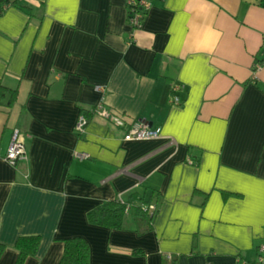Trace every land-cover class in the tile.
I'll list each match as a JSON object with an SVG mask.
<instances>
[{
  "label": "crops",
  "instance_id": "0c3cea01",
  "mask_svg": "<svg viewBox=\"0 0 264 264\" xmlns=\"http://www.w3.org/2000/svg\"><path fill=\"white\" fill-rule=\"evenodd\" d=\"M127 2L0 0V264L17 263L24 236L41 237L24 264H59L71 237L87 241L91 264L257 259L264 0H153L136 31ZM99 106L161 135L126 141ZM15 129L27 159L12 166ZM113 200L155 206L151 224L132 206L124 229L89 221Z\"/></svg>",
  "mask_w": 264,
  "mask_h": 264
},
{
  "label": "built area",
  "instance_id": "2783aa9c",
  "mask_svg": "<svg viewBox=\"0 0 264 264\" xmlns=\"http://www.w3.org/2000/svg\"><path fill=\"white\" fill-rule=\"evenodd\" d=\"M153 5V0H128V21L133 31L141 28L145 15L150 11ZM264 53V51H263ZM262 68L261 63L255 64V70ZM100 88H98L99 90ZM183 89L181 84H174L172 87L171 103L180 104L181 100L179 92ZM98 115L110 120L116 127L125 129L124 139L126 141H141L159 138L161 135L160 127H151L147 123L138 121H129L127 117L120 113L103 108L97 107L94 110ZM88 123V119L85 115H81L76 125L78 133H83ZM80 160L88 158V155H78ZM4 159L12 166H16L18 162L25 161L27 159L25 145L20 139V133L18 129H15L12 134V140L6 152ZM130 207L127 208V211ZM151 211H155V206H151ZM254 264H264V241L257 247V259Z\"/></svg>",
  "mask_w": 264,
  "mask_h": 264
},
{
  "label": "trees",
  "instance_id": "16d2710c",
  "mask_svg": "<svg viewBox=\"0 0 264 264\" xmlns=\"http://www.w3.org/2000/svg\"><path fill=\"white\" fill-rule=\"evenodd\" d=\"M16 92L11 93L9 104L14 102ZM143 200V198H142ZM143 204L137 205L134 201L123 202L121 200L109 201L98 208L92 210L88 214L89 221L93 224L108 227L112 229H124L127 215V208L134 209L133 215L145 218L149 224L155 215V211H151V204L147 210L143 208ZM152 212V213H150ZM150 226V225H149ZM147 226L145 230H149ZM41 243L40 236H24L20 237L15 243V249L19 252L16 264H24L25 260L36 254ZM4 250V246L0 245V255ZM59 264H91L90 248L87 241L82 237H71L64 240V253ZM164 264H176V260L165 261Z\"/></svg>",
  "mask_w": 264,
  "mask_h": 264
}]
</instances>
